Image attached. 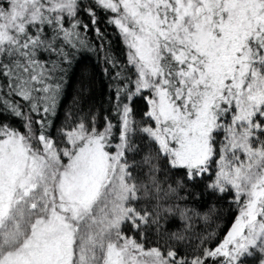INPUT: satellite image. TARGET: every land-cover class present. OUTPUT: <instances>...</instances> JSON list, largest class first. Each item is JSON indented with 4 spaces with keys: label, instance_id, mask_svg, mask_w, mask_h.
<instances>
[{
    "label": "snow or ice",
    "instance_id": "snow-or-ice-1",
    "mask_svg": "<svg viewBox=\"0 0 264 264\" xmlns=\"http://www.w3.org/2000/svg\"><path fill=\"white\" fill-rule=\"evenodd\" d=\"M83 53L100 61L109 107L69 114L53 136ZM205 180L236 210L214 247L187 204ZM170 216L182 231H162ZM256 254L264 264V0H0V264Z\"/></svg>",
    "mask_w": 264,
    "mask_h": 264
},
{
    "label": "trees",
    "instance_id": "trees-1",
    "mask_svg": "<svg viewBox=\"0 0 264 264\" xmlns=\"http://www.w3.org/2000/svg\"><path fill=\"white\" fill-rule=\"evenodd\" d=\"M112 47L116 55L123 60V46L118 37L112 36ZM106 84L107 81L101 72L100 61L97 60L95 54L83 53L78 56L77 62L69 73L67 83L58 103L52 135H56V129L61 127V125L65 123H68L69 126L71 125V121L67 119L69 114L73 119L88 117L90 113L102 115L104 110L109 107ZM137 118H139V112ZM13 123L17 126L20 125L18 120ZM182 175V171L179 173H169L168 183H172L175 186L174 181ZM206 182L205 180L204 182L197 183L192 188V191L199 198L190 199L187 201V204L199 213V215L192 217L193 234H207V232L215 230L216 237L208 244V246L214 247L217 241L223 238L234 221L236 210L228 203L231 194H228L226 199L210 195L204 188ZM164 186L167 187V184ZM213 207L216 209L215 213L211 212ZM204 215L211 216L207 224L201 219ZM162 224V231L164 232L182 231L185 227L178 216L167 217L166 220L162 221ZM195 242L198 243V241ZM181 251H183V246H181ZM260 259L259 254H256L252 257L244 258L243 264H260Z\"/></svg>",
    "mask_w": 264,
    "mask_h": 264
}]
</instances>
